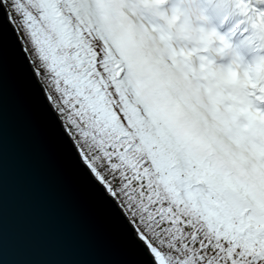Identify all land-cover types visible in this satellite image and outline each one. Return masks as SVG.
Wrapping results in <instances>:
<instances>
[{
    "label": "snow or ice",
    "instance_id": "1",
    "mask_svg": "<svg viewBox=\"0 0 264 264\" xmlns=\"http://www.w3.org/2000/svg\"><path fill=\"white\" fill-rule=\"evenodd\" d=\"M0 9L149 264H264V0Z\"/></svg>",
    "mask_w": 264,
    "mask_h": 264
},
{
    "label": "water",
    "instance_id": "2",
    "mask_svg": "<svg viewBox=\"0 0 264 264\" xmlns=\"http://www.w3.org/2000/svg\"><path fill=\"white\" fill-rule=\"evenodd\" d=\"M0 9V264H149Z\"/></svg>",
    "mask_w": 264,
    "mask_h": 264
},
{
    "label": "trees",
    "instance_id": "3",
    "mask_svg": "<svg viewBox=\"0 0 264 264\" xmlns=\"http://www.w3.org/2000/svg\"><path fill=\"white\" fill-rule=\"evenodd\" d=\"M13 26L15 27L16 32H17V34H18V36H19V39H20V41H21V44H22V46H23V48H24V50H25V52H26V54H27V56H28V58H29V60H30V62H31V64H32V67H33V69H34V71H35V73H36V75H37L39 81L41 82V84H42V86H43V88H44V91H45L46 95L48 96L49 94H51V90H50L48 84H47V83H46V82L40 77V75L38 74V72H39V69H38V63H37V62H34L33 55H32V53H31V51L29 50V46H28V43H27L26 38H25V36H24V33H23V31L20 30L19 26L16 25L15 23H13ZM50 102H51V101H50ZM51 104L53 105V102H51ZM53 107H54V105H53ZM54 109H55V108H54ZM55 111H56V110H55ZM56 112H57V111H56ZM59 118H60V117H59ZM60 120L62 121L61 118H60ZM62 124H63L64 128L66 129V125L63 123V121H62ZM72 140L74 141V144L76 145V147H77V149H78V146H77V144H76V140H75V138L73 137ZM115 199H116V201L118 202V204H119V206L121 207V209L123 210V212L127 215L126 210L123 209V207L120 205V201H119V199H117V198H115ZM128 219H129V221H130V217H129ZM132 225H133L134 228H135V225H134L133 223H132Z\"/></svg>",
    "mask_w": 264,
    "mask_h": 264
},
{
    "label": "rangeland",
    "instance_id": "4",
    "mask_svg": "<svg viewBox=\"0 0 264 264\" xmlns=\"http://www.w3.org/2000/svg\"><path fill=\"white\" fill-rule=\"evenodd\" d=\"M74 142V141H73Z\"/></svg>",
    "mask_w": 264,
    "mask_h": 264
}]
</instances>
